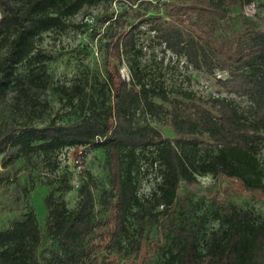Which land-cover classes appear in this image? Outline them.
I'll list each match as a JSON object with an SVG mask.
<instances>
[{"label":"trees","instance_id":"obj_1","mask_svg":"<svg viewBox=\"0 0 264 264\" xmlns=\"http://www.w3.org/2000/svg\"><path fill=\"white\" fill-rule=\"evenodd\" d=\"M246 2L0 0V184L17 162L33 155L51 160L75 145L102 148L107 174L96 201L93 175L84 169L72 209L61 195L70 179L57 175L61 194L50 189L44 196L43 224L26 199L15 207L19 200L11 199L8 216L1 207L0 264L93 263L119 252L125 239L136 248L135 264H148L141 237L147 225L164 228L159 264H264V218L228 201L214 208L218 226L208 230L193 200L201 175L226 190L264 195V30L241 13ZM94 7L103 74L51 85L45 34L89 25L86 10ZM151 42L187 66L222 72L214 76L216 91L205 97L167 82L158 65L142 58ZM50 85L67 116L39 122L49 110ZM148 168L157 179L140 195L139 175ZM130 227L138 237L128 239ZM107 261L113 264L115 254Z\"/></svg>","mask_w":264,"mask_h":264},{"label":"rangeland","instance_id":"obj_2","mask_svg":"<svg viewBox=\"0 0 264 264\" xmlns=\"http://www.w3.org/2000/svg\"><path fill=\"white\" fill-rule=\"evenodd\" d=\"M117 6L118 3L115 2L110 9ZM255 7L256 11L253 16L244 14L242 11L243 6L240 11L244 17L253 21L258 29L264 30V0H255ZM98 10L99 7L86 10L89 13L88 23L93 29L89 25H82L69 27L60 34H45L42 45L51 55L46 64L51 85L69 83L76 76L88 75L92 78L93 75L101 76L103 74L105 45L104 40H100L99 34L95 33L102 27L96 19ZM83 12L84 10L75 15L73 20L80 22L84 17ZM235 14V11L230 13L231 16ZM149 35L148 33L145 34L146 37ZM151 43L152 46L145 44L143 47L145 53L142 58L150 61L152 66L158 65L159 68H156V72L161 71L167 82L193 89L205 97L216 91L214 76H223L222 72L216 71L214 75L206 74L202 70L192 68L190 65L187 66L183 59H177L169 51L163 53L156 42ZM161 59L162 62H159ZM158 69L161 70L158 71ZM119 71L122 76L128 78L129 73L124 63L120 65ZM51 85L45 92L50 103L49 110L46 117L38 120L39 122H43L51 116H56L57 119H65L67 116L68 109L63 105L59 95ZM235 98L243 102L242 98ZM260 155L264 161V145L261 148ZM48 159L33 155L28 162H17L5 170L9 178L0 184V209L1 207L4 208L1 212L2 215L8 216L10 214L8 208L11 199L19 200L18 203L16 201V204L13 203L14 207L20 206L23 200L26 199L36 213L39 223L43 224L46 215L43 199L50 189L54 190L55 195L60 196L61 189H58V187H61L60 184L58 182L53 183L60 173H65L71 183V187L61 194L62 198H64L68 208H74L79 198L77 185L83 176L84 169L93 175L96 185L94 188L95 200L97 201L98 189L107 184L105 155L102 148H84L80 145L70 146L59 151L57 157H52L51 160ZM54 163H57L56 166H53ZM142 165L145 167L144 163ZM156 179L154 168H148L147 171L141 172L138 193L147 195ZM198 179L199 185L193 200L196 203L197 211L204 213L208 230L218 226V221L213 217L214 208L218 204L224 205L228 201H233L239 206L251 210L257 219L264 218V195L254 196L241 190H226L224 186L222 188V185L217 180L211 179L209 175H201ZM97 206L98 203L96 202L95 207ZM138 236V231L130 227L128 239ZM141 237L145 238L143 250L145 257L143 260L148 264H159L161 246L165 240L163 226L159 225V228H155V226L150 227L147 225L143 229ZM121 243L122 248L119 252H116V250L106 251L105 257L98 258L96 262H86L85 264H110L107 258L113 254H115L113 264H121L128 258H133V264H135L137 260L134 257L136 248L127 239Z\"/></svg>","mask_w":264,"mask_h":264},{"label":"built area","instance_id":"obj_3","mask_svg":"<svg viewBox=\"0 0 264 264\" xmlns=\"http://www.w3.org/2000/svg\"><path fill=\"white\" fill-rule=\"evenodd\" d=\"M242 11L246 15L253 16L256 11L255 0H248V2L243 5Z\"/></svg>","mask_w":264,"mask_h":264}]
</instances>
